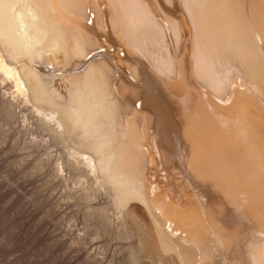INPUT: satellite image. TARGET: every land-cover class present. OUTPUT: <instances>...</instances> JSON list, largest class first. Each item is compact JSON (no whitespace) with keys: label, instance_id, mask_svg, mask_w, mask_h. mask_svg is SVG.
Returning <instances> with one entry per match:
<instances>
[{"label":"bare ground","instance_id":"6f19581e","mask_svg":"<svg viewBox=\"0 0 264 264\" xmlns=\"http://www.w3.org/2000/svg\"><path fill=\"white\" fill-rule=\"evenodd\" d=\"M2 81L131 263L264 264V0H0Z\"/></svg>","mask_w":264,"mask_h":264},{"label":"rangeland","instance_id":"374dc122","mask_svg":"<svg viewBox=\"0 0 264 264\" xmlns=\"http://www.w3.org/2000/svg\"><path fill=\"white\" fill-rule=\"evenodd\" d=\"M3 86L2 81L0 91L6 92L0 94V264L131 263L138 240L124 228L135 218L126 215L131 220L125 216V222L111 215L107 221L97 212L89 214L73 170L62 163L61 148L37 140L34 116L23 104L7 114L3 100L10 95ZM106 202L101 191L91 206ZM146 248L137 264L155 263Z\"/></svg>","mask_w":264,"mask_h":264}]
</instances>
